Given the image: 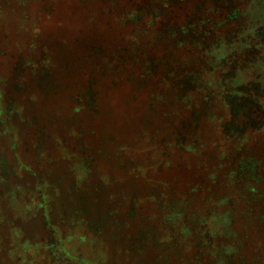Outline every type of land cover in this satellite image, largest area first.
<instances>
[{
    "label": "rangeland",
    "instance_id": "obj_1",
    "mask_svg": "<svg viewBox=\"0 0 264 264\" xmlns=\"http://www.w3.org/2000/svg\"><path fill=\"white\" fill-rule=\"evenodd\" d=\"M0 264H264V0H0Z\"/></svg>",
    "mask_w": 264,
    "mask_h": 264
}]
</instances>
